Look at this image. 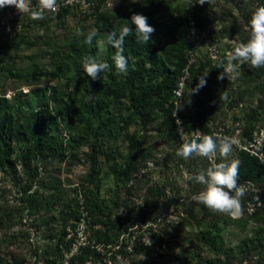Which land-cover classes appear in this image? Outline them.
<instances>
[{"label":"rangeland","instance_id":"obj_1","mask_svg":"<svg viewBox=\"0 0 264 264\" xmlns=\"http://www.w3.org/2000/svg\"><path fill=\"white\" fill-rule=\"evenodd\" d=\"M261 6L264 0H205L194 6L189 0H113L103 17L116 31L136 13L147 16L155 27L135 92L162 88L149 98L142 117L132 113L130 98L109 97L99 111L103 120L90 128L69 112L70 105H89L93 95H103L107 84L125 78L110 67L95 80L83 70L87 57L108 63L111 33L97 29L99 16L70 12L29 20L1 40L0 98L6 104H0V122L18 110L13 102L24 104L26 114L32 106L43 112L50 141L41 151L28 136L2 148L0 264H45L44 254L71 237L74 252L87 242L106 252L103 258L76 264H191L196 255L200 264H222L198 239V232L213 227V222L221 228L225 244L240 253L241 259L233 264H258L264 252V241L259 240L264 238L263 189L239 170V184L246 189L241 197L244 211L233 218L208 213L209 208L193 199L204 185L186 176L221 161L241 163L244 156L264 167V77H256L248 62L235 72L227 70V56L247 42L252 13ZM93 31L96 36L86 43ZM127 50L123 46L129 69L135 58ZM207 71L206 86L191 92ZM173 85L180 95L170 92ZM96 113L92 106L86 116L94 118ZM179 124L188 138L212 135L218 144L233 140L232 152L227 157L219 152L213 158L178 156L185 143ZM114 162L136 171L130 179L117 181L111 173ZM84 192L99 196L110 219L119 214L120 219L134 220L105 249L96 237L86 238L85 217L66 218L61 210L63 203L80 204ZM73 223L75 235L67 231L61 239L63 226Z\"/></svg>","mask_w":264,"mask_h":264},{"label":"trees","instance_id":"obj_2","mask_svg":"<svg viewBox=\"0 0 264 264\" xmlns=\"http://www.w3.org/2000/svg\"><path fill=\"white\" fill-rule=\"evenodd\" d=\"M104 12L105 11L96 15L99 16V19L96 22L97 29L107 31L111 34L116 32L118 35L119 32L113 28L107 18L103 17ZM68 13H70L69 10L63 9L56 17H63ZM132 28L134 29L135 26ZM148 45L149 42L146 44L140 41L134 32L130 33L125 38L123 46H128L127 51L135 59L134 66L128 69L124 76L125 78L119 82L107 84L104 88L103 95L101 97L93 95L92 103L89 105L82 101L78 107L74 104L70 105L69 112L73 116H76L87 128H90L95 125L97 119L103 120V116L99 114V111L108 105L110 98L115 101H120L122 98L128 97L132 101V113L142 117L148 105L149 98H151L154 93L159 92L162 88L161 85L158 86L157 90L139 88L138 91L135 92V84L138 78L143 77L144 65L149 59L146 57L147 52L151 49ZM81 53L84 54L83 51ZM108 54L107 62L111 72L116 69L115 57L118 54L117 48L110 45ZM250 69L256 77H264V67L255 68L250 66ZM86 89L91 92L89 87ZM175 89L176 87L174 85L171 86L170 92L175 91ZM0 104H6L3 98H0ZM13 106L18 110H15V112H12L7 117L5 116L0 122V162L5 158L4 149L2 148L8 143V141L12 142L15 140L16 142H19L28 136L31 139V143L37 145L40 151L46 149L50 141L49 132L44 129L45 119L43 117V112L34 111V108L31 106L28 108L30 111L26 114L24 110L26 106L24 104L13 102ZM92 106L97 110L94 118H90L88 115L86 116V112L90 111ZM98 125L99 123L96 126ZM244 158L245 159L242 160L239 167V170L243 174L242 177L250 180L254 187H261L263 189L262 191H264V167L256 164L252 157L244 156ZM135 171L136 170H133L131 166H124L122 163L114 162L111 166V173L117 181L124 180L125 177V179H130ZM83 197L84 199L80 204L63 203L61 205V210H63V212L65 211L64 214L66 215V218L74 217L75 220L79 221L82 216L85 217L88 223L87 226L83 228V232L88 233L86 238L91 240V237H96L97 242L102 245V249H105L108 244L113 243L114 236L126 231L134 222L133 219H120L118 216L119 214L113 219H110V214H106L102 207L101 200L98 199V195L87 196L86 192H84ZM208 211H210L208 213L214 212L210 209H208ZM83 212L85 214H83ZM215 220L217 222V219ZM97 223L100 224V226L96 227L95 225ZM109 223L112 225V228L109 227ZM213 225V227L201 229L198 232V239L202 240L208 248L215 252L217 257L221 258L222 264H233L235 261H239L241 259L239 251L235 250L232 246H227L221 235V228L217 223L215 225V222H213ZM74 226V223L69 226L64 225L61 229V239L66 237L68 233L67 231L75 235ZM73 239L74 237L69 238L61 248L58 246L56 251L44 254L43 259L46 262L45 264H64V261H66L67 264H76L86 260L95 261L99 258H103L106 254L105 251L103 252L100 249L97 250V247L94 244L91 245L89 242L84 245H79L78 250L74 252L71 250V241H73ZM263 239L264 238L261 237L259 240L262 242L264 241ZM247 242H250V240ZM245 244L246 243H244V245ZM196 257H198V255L191 258V264H200L201 259L198 257V261ZM4 264H11V262L5 261ZM258 264H264V252L261 257H259Z\"/></svg>","mask_w":264,"mask_h":264},{"label":"clouds","instance_id":"obj_3","mask_svg":"<svg viewBox=\"0 0 264 264\" xmlns=\"http://www.w3.org/2000/svg\"><path fill=\"white\" fill-rule=\"evenodd\" d=\"M204 3L205 0H189V5L192 6ZM30 4L31 0H0V9L5 6H15L17 10L30 13L33 20H40L44 18L46 11L57 9L58 0H40L36 8H32ZM130 23L135 25L134 29L130 27ZM249 30L250 37L247 42L235 47L227 56L228 72H235L246 62L255 68L264 67V6L258 7L252 13ZM132 32L140 41L147 44L152 40L155 27L148 23L147 16L136 13L132 15L131 21L122 27L118 35L113 32L109 36V43L120 50L115 57V66L121 74H126L128 71V58L124 55L123 45L125 38ZM95 36V31L88 33L85 42L90 44ZM108 68L109 64L106 62H100L94 57L85 58L83 70L93 80L100 78L101 73ZM207 75L208 71L200 75L197 86L191 92L197 93L200 88L206 86ZM218 78L223 79L224 75L220 74ZM233 144L234 141L231 139H224L218 144L212 135L197 134L192 138L185 137V143L178 149L177 155L184 159L190 158L193 154L213 158L219 152L220 155L227 157L233 150ZM239 167V159L230 162L221 161L198 175L186 176V179H195L204 185L203 190L196 193L193 199L210 210L239 218L244 211L241 197L246 191L239 184ZM148 244H151L150 239Z\"/></svg>","mask_w":264,"mask_h":264},{"label":"built area","instance_id":"obj_4","mask_svg":"<svg viewBox=\"0 0 264 264\" xmlns=\"http://www.w3.org/2000/svg\"><path fill=\"white\" fill-rule=\"evenodd\" d=\"M113 0H58V7L55 11H46L44 18L56 17L57 14L63 9L74 12L81 17H94L98 13L110 8ZM40 3V0H31L30 6L36 8ZM33 20L30 13L17 10L15 6H5L0 9V41L13 36L19 31L23 23ZM183 77V76H182ZM183 81L180 80V85ZM177 95H180V88L174 91ZM181 124V122H179ZM180 124L178 125V133L182 139L188 137L182 130Z\"/></svg>","mask_w":264,"mask_h":264}]
</instances>
